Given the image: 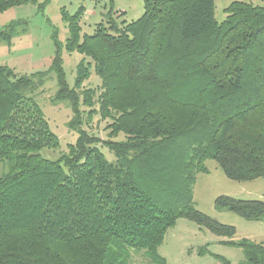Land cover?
<instances>
[{"label":"trees","instance_id":"trees-1","mask_svg":"<svg viewBox=\"0 0 264 264\" xmlns=\"http://www.w3.org/2000/svg\"><path fill=\"white\" fill-rule=\"evenodd\" d=\"M29 1L0 0V12ZM143 3L138 19L118 25L110 11L90 35L80 34V8L61 9L66 50L82 55L72 87L58 45L44 71L0 64V264H128L130 250L163 263L157 248L179 217L229 238L239 264H264L263 243L232 240L234 227L192 204L207 159L232 180L264 177V6L233 1L217 21L214 0ZM22 24L1 28L0 41ZM91 69L98 92L83 88ZM51 73L50 100L69 103L77 135L56 160L39 154L58 139L33 97ZM81 105L108 121L105 140L82 128ZM215 204L264 219L261 200Z\"/></svg>","mask_w":264,"mask_h":264},{"label":"rangeland","instance_id":"rangeland-1","mask_svg":"<svg viewBox=\"0 0 264 264\" xmlns=\"http://www.w3.org/2000/svg\"><path fill=\"white\" fill-rule=\"evenodd\" d=\"M34 1V2H33ZM30 0L0 12V29L13 21L23 20L26 24L16 27L9 43L0 41V64L11 68L17 75H31L47 70L54 56L56 45L59 46L63 60V71L69 87L74 85L75 66L82 55L68 52L65 47L67 37L66 23L62 19L61 9L69 14L81 9V35L93 34L98 23L106 25L107 14L111 11L112 19L120 25L123 21L138 19L144 11L143 0ZM233 1H243L252 5L264 6V0H214V16L217 21L225 17V8ZM107 26V25H106ZM99 79L91 69L83 88L97 89ZM56 82L51 73L42 88L33 93V97L43 114L49 129L58 139L55 148H43L39 154L49 160H56L67 152V146L76 140V133L67 127L72 117L70 105L66 101L52 102ZM98 92V90H96ZM95 111L97 104L94 106ZM84 111L82 128L88 133L107 138V120L97 112L89 115ZM88 116V117H87ZM117 140L124 139L122 134ZM108 161H114V155L103 145L98 144ZM207 172L196 174L192 187L193 207L219 224L232 226L235 234L232 240L247 239L264 244V219H246L227 208L215 204L219 196H228L239 200L264 201V177L248 181L227 178L218 164L205 161ZM6 165L0 163V174ZM229 238L213 233L204 224L179 217L169 227L164 239L157 248V254L163 263L151 260L144 250H130L128 264H239L243 259L240 247L229 244Z\"/></svg>","mask_w":264,"mask_h":264}]
</instances>
